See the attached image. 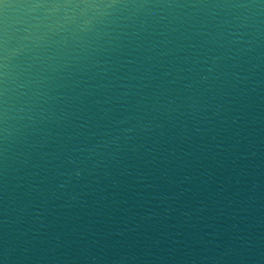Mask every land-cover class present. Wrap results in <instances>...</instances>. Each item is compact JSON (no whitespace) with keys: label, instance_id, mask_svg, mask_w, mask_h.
Here are the masks:
<instances>
[{"label":"water","instance_id":"obj_1","mask_svg":"<svg viewBox=\"0 0 264 264\" xmlns=\"http://www.w3.org/2000/svg\"><path fill=\"white\" fill-rule=\"evenodd\" d=\"M0 264H264V0H0Z\"/></svg>","mask_w":264,"mask_h":264}]
</instances>
